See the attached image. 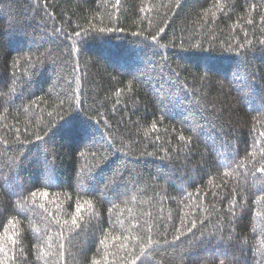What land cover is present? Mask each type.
Instances as JSON below:
<instances>
[{
	"label": "trees",
	"instance_id": "16d2710c",
	"mask_svg": "<svg viewBox=\"0 0 264 264\" xmlns=\"http://www.w3.org/2000/svg\"><path fill=\"white\" fill-rule=\"evenodd\" d=\"M0 264H264V0H0Z\"/></svg>",
	"mask_w": 264,
	"mask_h": 264
},
{
	"label": "snow or ice",
	"instance_id": "6c2138e0",
	"mask_svg": "<svg viewBox=\"0 0 264 264\" xmlns=\"http://www.w3.org/2000/svg\"><path fill=\"white\" fill-rule=\"evenodd\" d=\"M43 195H46V193H43ZM73 223L75 224V219L73 220ZM188 231L191 232L192 229H189ZM177 239H179V238H177Z\"/></svg>",
	"mask_w": 264,
	"mask_h": 264
}]
</instances>
